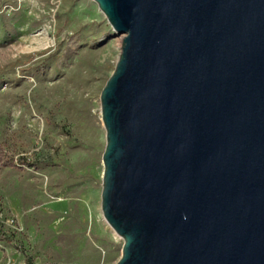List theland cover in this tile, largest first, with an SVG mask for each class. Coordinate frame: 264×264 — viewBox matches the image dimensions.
<instances>
[{
	"label": "water",
	"instance_id": "water-1",
	"mask_svg": "<svg viewBox=\"0 0 264 264\" xmlns=\"http://www.w3.org/2000/svg\"><path fill=\"white\" fill-rule=\"evenodd\" d=\"M117 264H264V0H94Z\"/></svg>",
	"mask_w": 264,
	"mask_h": 264
},
{
	"label": "rangeland",
	"instance_id": "rangeland-1",
	"mask_svg": "<svg viewBox=\"0 0 264 264\" xmlns=\"http://www.w3.org/2000/svg\"><path fill=\"white\" fill-rule=\"evenodd\" d=\"M123 37L94 0H0V264L119 261L101 92Z\"/></svg>",
	"mask_w": 264,
	"mask_h": 264
},
{
	"label": "bare ground",
	"instance_id": "bare-ground-1",
	"mask_svg": "<svg viewBox=\"0 0 264 264\" xmlns=\"http://www.w3.org/2000/svg\"><path fill=\"white\" fill-rule=\"evenodd\" d=\"M96 206H97V211H98V206H99V208H100V203H99V204L97 203ZM99 211L101 212V216H102V218H103V223H105V225L107 224V226H108L112 231L116 232V231L113 229V227L108 223V221L106 220V218L104 217V214H103L102 208H100ZM85 218H87V217H85ZM86 220H87V219H86ZM85 222H86V221H85Z\"/></svg>",
	"mask_w": 264,
	"mask_h": 264
}]
</instances>
